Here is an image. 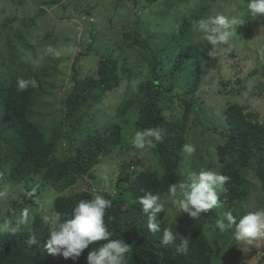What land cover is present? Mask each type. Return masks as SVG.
<instances>
[{
	"label": "trees",
	"instance_id": "obj_1",
	"mask_svg": "<svg viewBox=\"0 0 264 264\" xmlns=\"http://www.w3.org/2000/svg\"><path fill=\"white\" fill-rule=\"evenodd\" d=\"M11 1L15 3V0ZM62 1L43 0L41 2L52 7ZM71 1L75 6L73 8V5L68 3V8L91 11V8H81L79 4L76 5V0ZM146 1L155 4L160 0ZM164 1L169 5L179 1L184 4L190 2V0ZM196 2V7L192 9L189 7L191 23L184 17L179 28L167 30L164 35L158 37L157 34L142 29V19L139 18L135 26V34H126L120 46L119 42H115L120 52L127 53L124 46L130 49L139 47L141 53L139 55L142 59L149 65L152 63L150 77L134 86L133 90L125 88L128 102L122 112L125 114L130 109L136 108L138 119L133 126L137 132L146 129L160 131L159 140L149 137L151 141L154 140L151 150L155 155L154 159L159 171L156 168L154 171L144 169L135 173L133 177L120 178L121 180L119 179L114 187L118 191L117 195L112 194L111 187L107 191L100 190L103 180L99 179L96 167L104 159L112 156L117 148L131 145L132 136L124 131L122 122L112 121L102 124V121H96V114L92 112L97 104L99 105L105 99L106 92L115 90L121 87L123 82L131 80L132 69L121 65L123 61L121 62L120 56L114 55L116 48L109 49L102 55L96 75L82 76L83 70L74 65L69 87L61 101V114L57 118L54 112L46 113L43 109L50 108L51 111L55 109L54 104H47L45 99L52 96L57 89L54 83L49 82V79L61 77L58 67L60 58L52 56L42 64L32 65L23 61L20 51V46L35 50L27 39L29 37L24 34V30L34 25L36 18L39 17L37 15H43L46 10L40 8L32 20L23 21L21 28L16 29L11 26L17 18H7L4 23L7 39L5 46L8 47V52L5 53L0 49V167L9 169L12 186L19 183L28 186L33 183L28 189L33 196H40L47 188L56 193V197L49 206L54 215L48 217H56L58 223L65 218H70L73 208L82 199L102 195L111 200L112 207L106 210L105 222L113 233L112 239H122L131 247L126 255V264H216L217 253L210 247V241L203 233H193L189 238L187 251L177 252L180 243L178 238L169 244L163 243V229L169 228L165 213L158 215L161 231L151 233L147 229L148 216L142 212L140 205L136 202L138 197L148 192L159 194L164 202L169 186L176 183L177 174L185 157L181 148L185 143H189V123L197 104L196 94L199 85L208 77H204L202 71L204 75L212 73L207 59L208 57L212 60L207 54L208 47L212 46L203 39L202 33L193 29L192 23L212 16L216 11L214 3L219 5L221 11V3L219 0H197ZM86 26H91L93 29L92 24ZM143 31L147 37L141 39L139 37L144 36L141 33ZM95 33L96 31L88 32V46H86L90 50L97 36ZM47 38L56 39L49 34ZM156 40H159L160 44L157 42L153 48L152 42ZM222 47L229 48V45L224 44ZM166 50L179 51L171 60V67L164 76L168 82L167 85L159 79L163 77V74L158 61ZM167 57L169 60L173 56L167 54ZM7 59L9 62L6 61ZM257 68L256 72L264 76V68L261 65ZM213 74L216 72L212 73V76ZM193 75L196 77L195 84L173 93L175 92L174 82ZM20 77L35 78L38 81V87L29 86L27 90H17V79ZM152 77H154L153 80ZM225 78L223 75L219 79L212 80L213 83L208 84L207 91L214 88V85L229 86L231 81ZM185 82L191 84L189 80ZM132 84L134 85V82H131L129 86ZM62 87L59 86L58 89ZM256 88L259 92H254L251 95L253 97L261 96L263 87ZM175 97L181 100L178 103L182 102L184 114L177 120H169L164 114L169 109L166 103L172 100L171 104H173ZM248 109L246 103L227 100L225 107L222 108V125L219 128L212 126L211 129L207 126L206 135L203 133L207 140L206 154L195 156V162L200 170L213 169L230 177L224 186L226 192L220 195V208H214L205 213L212 222H216L222 212L234 210L249 199L254 188L248 175L250 170H255L256 178L264 193V121H259L258 113L247 112ZM49 117L53 119L47 123L46 120ZM208 120L212 121L214 118L209 117ZM201 124L204 123L201 122ZM212 130L218 131L219 144L210 141L211 135L208 133ZM195 131V128L191 131L194 136ZM63 145L65 148L60 150ZM213 145H217L212 149L213 153L207 154V149ZM139 160L144 163L143 158ZM83 174L92 179V189L79 190L76 194L67 195L66 192ZM35 178L40 181H35ZM94 189L97 191L92 193L91 190ZM26 200L34 209H39L38 200L31 198ZM14 206L16 207H13V221L19 216V204L15 203ZM241 215L235 214L237 219ZM232 232L229 230L216 237V239L222 238L224 243L220 252L229 253L233 264H244L243 251L237 243L230 242ZM47 237L48 227L40 214L35 216L31 224L22 227L15 234L0 233V264H87V256L92 248L95 250L96 247L107 242L100 241L90 245L81 257L72 260L64 259L60 255L48 254L44 247ZM254 254L255 252L250 257ZM263 256L259 264H263Z\"/></svg>",
	"mask_w": 264,
	"mask_h": 264
},
{
	"label": "rangeland",
	"instance_id": "obj_2",
	"mask_svg": "<svg viewBox=\"0 0 264 264\" xmlns=\"http://www.w3.org/2000/svg\"><path fill=\"white\" fill-rule=\"evenodd\" d=\"M43 0H15V3L11 0H0V49L5 53L8 52V47L5 46L6 34L4 33V23L7 18H17V20L11 24V26L22 27L23 21L32 20L39 12L40 8L46 10V13L39 16L35 20V24L31 25L27 30H24V34L28 36L32 49L20 46L22 52V59L32 65H39L44 63L50 57L55 56L53 54L46 53V49L51 45L54 49L60 52L59 58V71L61 77L56 79H49V82L54 83L57 87L52 96L46 98L47 104H54L55 109L51 111L50 108L43 109L46 113L54 112L56 117H60L61 101L64 99L65 91L70 84V75L73 72L74 65L82 69V76L96 75L101 57L107 50H114L116 48L115 42H119V46L123 43L125 35L135 34V26L138 23L139 18L141 21V28L149 32L157 34L158 37L165 34L167 30H176L181 26V21L184 17L188 18L191 23L189 10L196 7L197 0H190L189 3H181L180 1L174 5H169L164 0H160L157 3H148L146 0H76V5L83 8H91L90 12L86 10H72L68 8V3L73 5L71 0H63L60 4H55L52 7L42 4ZM41 2V3H40ZM221 3L220 11L219 5L214 3L216 7L212 16L223 14L228 18L233 16H239L242 23L233 26V29H229L232 34L228 40L229 48L223 54L217 53L214 56L209 55L210 46L207 50V54L212 58L209 61V69L212 73L209 75H202L207 79L202 81L196 94L197 104L194 112L190 116V133L189 143L193 145H199V149H196V153L190 157H184L181 168L176 177V183L187 180L188 174L191 172H199L200 167L195 162V156L199 157L206 154V138L204 135L207 126L211 129L212 126L220 127L222 122V108L225 107L227 100H234L241 104H247L249 109L247 112H256L259 115V121H264V76L256 72L258 66L261 65L264 68V15L257 18H251L247 12V0H219ZM42 5V7H41ZM75 5H73L74 8ZM65 7V8H64ZM67 7V9H66ZM190 7V9H189ZM219 11V12H218ZM217 12V13H216ZM232 16V17H231ZM87 22V23H86ZM92 24L91 26H86ZM25 29V28H24ZM88 30V31H87ZM96 31V39L93 40V47L90 50L88 46L87 36L88 32ZM144 36L139 38H145V31L141 32ZM52 35L56 39H49L47 35ZM235 34V36H232ZM91 36V35H90ZM199 41V39H197ZM196 40V41H197ZM160 44L159 40L152 42L154 48L156 43ZM199 43V42H198ZM87 45V46H86ZM82 46V47H80ZM126 51H115V56H120L121 65L132 69V78L128 82H123L121 87L115 90H110L105 93V99L93 109V114H96V121L106 122H122L124 131H127L132 138H130L131 145L127 147H119L115 150L114 154L109 158L103 160V162L96 167L99 179H102L100 190L107 191L110 187L113 195H117L118 191L114 189L116 182L121 178L133 177L135 173L141 172L144 169L154 171L155 168L159 171L155 155L152 152L153 141L150 146L145 149H135L132 141L137 133L134 123L137 122L138 112L136 108L130 109L125 114L122 112L127 104L125 88L133 90L134 86L145 81L152 75V63L147 64L140 56V48L130 49L124 46ZM121 49V48H120ZM158 61L160 62L161 73L163 77L159 79L165 85L168 84L164 78L168 73L172 59L179 53L170 52L168 50L163 52ZM140 54V55H139ZM167 54L173 57L168 60ZM128 56V57H127ZM1 57V55H0ZM216 59V60H215ZM6 61L9 62V59ZM1 66V65H0ZM6 69V67L4 68ZM19 71V69H17ZM204 70V69H203ZM228 72V73H227ZM195 75V73H194ZM186 77L173 83V90L176 93L191 86L196 80L195 76ZM225 75L227 81H231V84L226 87L220 85H214V88L207 91L208 84L214 79H219ZM216 77V78H215ZM154 77L151 79L153 80ZM186 80L191 81L185 82ZM134 82L131 86L130 83ZM207 83V84H205ZM59 86H63L59 88ZM216 86V87H215ZM261 86V96H251L254 92H259L256 87ZM181 100L174 98L173 104L171 101H167L166 107L169 109L164 113L169 120H177L184 114V106L178 103ZM96 109V110H95ZM99 111V112H98ZM99 118H98V116ZM209 117H213L214 120H208ZM53 118L49 117L47 121L50 122ZM104 120V121H103ZM257 120V121H258ZM123 122L128 123L125 125ZM204 123V124H201ZM195 128L196 135H192L191 131ZM203 133H205L203 135ZM211 135L210 141L219 144L218 131L208 133ZM149 139V138H148ZM217 145H213L207 149V154L213 153L212 149ZM63 145L60 150L64 149ZM129 148V149H128ZM205 148V149H204ZM129 151V152H128ZM144 159V163L139 159ZM9 169L0 167V222L3 219L11 218L14 214V209L19 204V215L23 208L29 210V221L23 226L27 227L32 223L37 214L41 215V218L45 216H53L49 206L56 197V193L51 192L48 188L44 189V192L40 196H33L28 190L33 183L26 186L24 183H19L12 186L9 179ZM134 170H137L134 172ZM249 179L253 182L254 188L251 196L240 207H235L232 211L235 214H246L248 211H255L264 208V193L261 190V184L256 178L255 170L249 171ZM125 176V177H124ZM120 179V180H121ZM35 181H40L35 178ZM93 182L90 177L85 174L77 180L76 184L70 188L66 194L73 195L79 192V190L92 189ZM109 186V187H108ZM94 188V187H93ZM97 190H91L95 193ZM31 198L38 200L40 204L39 209L34 207L25 201V199ZM166 212L165 215L169 222V228H172L174 234L179 236L190 238L193 233L201 232L210 241V247L216 254V264H233L229 253H221V249L224 246L222 238L216 239L222 235L218 229H214L215 221H211L205 215L201 214L200 219L191 218L188 214L180 213L175 209L172 200L169 195L164 197ZM12 206V207H11ZM22 207V208H20ZM220 208V204L216 209ZM8 209V210H7ZM243 214V215H244ZM18 217V216H17ZM227 235V234H226ZM179 236L177 238L179 239ZM230 242L237 243L238 247L243 251L242 262L244 264H259L261 256L264 255V238H260L251 243L246 241H237L234 238V232L231 234ZM221 243V244H220ZM229 243V242H228ZM226 247V246H225ZM255 254L250 257L252 253ZM264 257V256H263ZM261 263V262H260ZM264 264V262H263Z\"/></svg>",
	"mask_w": 264,
	"mask_h": 264
},
{
	"label": "clouds",
	"instance_id": "obj_3",
	"mask_svg": "<svg viewBox=\"0 0 264 264\" xmlns=\"http://www.w3.org/2000/svg\"><path fill=\"white\" fill-rule=\"evenodd\" d=\"M247 12L251 18L264 15V0H247ZM239 16L228 18L223 14L208 16L193 21L195 31L203 34V39L211 45L209 55L223 54L227 49L222 45L227 44L232 34L229 29L234 25L241 24ZM46 53L59 57L60 52L49 45ZM38 87V81L33 79H17V90L23 91L27 88ZM154 137L160 139L158 129H146L137 132L132 141L135 149L143 150L150 146ZM186 158L196 153V146L185 143L181 148ZM230 180L226 176L213 169H201L199 172L188 174L187 180L171 184L168 195L174 207L180 213L188 214L191 218L200 219L202 213L218 207L220 195L226 192L224 187ZM144 214L148 216L147 229L151 233L161 231L158 223V215L166 212L165 202L159 194L151 192L137 198L136 201ZM112 207V201L102 195H95L91 199H82L73 208L70 218H65L59 223L56 217H44V223L48 227V237L44 245L48 254L60 255L64 259L76 260L81 257L85 249L100 242L107 241L90 251L87 256V264H126V255L130 246L122 239H112L106 222V210ZM59 214H57L58 216ZM110 219V218H109ZM29 221V210L23 209L20 215L13 221L11 218L0 222V233L15 234L20 231ZM214 229L221 233L232 230L237 241L251 243L264 238V208L248 211L239 219L232 211L222 212L220 218L216 219ZM178 234H174L172 228L163 229V243L169 244L176 240ZM177 252H186L189 239L179 236Z\"/></svg>",
	"mask_w": 264,
	"mask_h": 264
}]
</instances>
